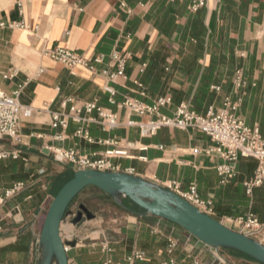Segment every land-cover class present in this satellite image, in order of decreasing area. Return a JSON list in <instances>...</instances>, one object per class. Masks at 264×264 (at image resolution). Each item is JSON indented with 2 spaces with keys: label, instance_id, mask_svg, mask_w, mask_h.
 <instances>
[{
  "label": "crops",
  "instance_id": "0c3cea01",
  "mask_svg": "<svg viewBox=\"0 0 264 264\" xmlns=\"http://www.w3.org/2000/svg\"><path fill=\"white\" fill-rule=\"evenodd\" d=\"M193 1L0 0V23L23 20L30 27H0V87L13 94L23 86L19 101L35 109L32 118L22 123L18 140L0 138V152L20 153L19 158L0 160V191L18 182L26 184L0 206V264H38L45 208L75 170L71 163L57 160L58 151L99 158L107 150L132 143L128 158L111 159L120 172L133 170V175L160 186L176 181L184 192L195 183L201 197L212 201L214 218L223 221L252 212L264 226V190L257 187L248 196L244 187L254 174L256 160L241 158L237 176L222 185L217 173L222 158L192 153L213 146L207 135L194 129L163 128L143 137L138 127L127 126L130 120L142 122L155 116L128 112L121 106L125 97L147 105L160 97L171 98L169 105L159 109L169 117L181 104L205 115L211 106L221 109L230 97L242 100L239 116L264 135V0H207L204 7L190 12ZM58 47L89 60L102 55L103 63L95 74L82 68L70 71L44 55L45 50ZM115 52L126 58V66L125 77L113 82L103 70H117L110 60ZM238 69L247 82L240 89L234 83ZM12 71L16 75L4 79ZM107 85L115 89L113 97L105 91ZM214 86L220 91H214ZM88 102L115 113L120 126L105 131L99 124H89L93 143L76 135L79 125L73 121L65 129L52 127V112L65 114L71 106ZM110 140L119 143L108 144ZM85 191L115 204L97 188ZM125 204L132 209L131 201ZM121 209L126 221L111 242L116 262L128 264L132 249L146 253L147 260L141 264L168 261L166 236H172L179 241L173 254L177 264H192L195 258L203 264H260L237 252L209 248L170 222ZM76 249L67 251L69 264H100L106 257L101 247L96 252Z\"/></svg>",
  "mask_w": 264,
  "mask_h": 264
},
{
  "label": "built area",
  "instance_id": "2783aa9c",
  "mask_svg": "<svg viewBox=\"0 0 264 264\" xmlns=\"http://www.w3.org/2000/svg\"><path fill=\"white\" fill-rule=\"evenodd\" d=\"M175 1V0H170ZM220 2L221 0H216ZM207 0H194L189 6L190 12H196L200 8L204 7ZM20 7L21 3L18 4ZM22 13V10H21ZM1 28H9L12 30H28L30 27L23 20L19 22H9L8 24L0 23ZM35 33L38 32V27L34 28ZM44 55L63 65L70 71L82 68L95 74L97 71V65L103 63V56H97L93 60L85 58L77 51H72L65 47H58L51 50H45ZM110 60L114 66H117L116 71H110L108 69L103 70V74L110 81H116L119 78L125 77L126 58L120 56L118 53H112ZM16 75V71L8 72L3 77L4 79L13 78ZM234 83L237 89L246 86L247 82L242 69H238L235 73ZM23 86H20L18 90L13 94H7L0 87V138H8L11 140H18L20 137L21 125L24 121L32 118L35 109L30 106L23 105L19 101ZM105 91L114 96L116 91L112 86H105ZM214 91H220V87L214 86ZM112 97L110 101L114 103ZM64 102L63 104H65ZM171 103V98L160 97L153 105H147L139 102L136 99L125 97L121 106L128 112L136 114L138 116H155L147 121L135 122L130 120L127 122V126H136L140 130V134L143 137L154 136L159 130L163 128H174L179 130L194 129L207 135L213 146L207 150L194 149L192 153L197 155L201 153L205 154H217L219 155L223 163L217 166V173L220 177V183L222 185L229 184L238 174V163L241 158L254 159L257 161V167L253 176L244 182L245 192L248 196H251L253 190L257 187L264 186V135L260 133L257 126H248L244 120L239 116L238 112L241 108V99L236 101L231 100L230 97H226L221 109L216 110L213 106L209 107L205 115L198 114L193 111L188 104H181L174 114L169 117L159 113L161 107H165ZM96 112V116L92 114ZM52 127L67 128L69 121H73L78 124V130L76 135L93 143V139L90 137L87 127L89 124H99L105 131H109L120 126L118 117L115 113L99 106L96 102H88L83 106L78 107L73 105L70 107L68 113L52 112ZM108 144H118L119 142L110 140ZM133 146L132 143L127 144L126 147L107 150L99 158H91L86 155H80L77 151L67 150L58 151L56 153L57 160L61 162H69L77 169H92L97 171H113L120 172L119 167L112 164V158H128V148ZM19 158V152L7 153L0 152V160L7 157ZM133 170H129L132 174ZM128 173V172H127ZM24 182H18L4 193L0 191V206L5 200L12 198L17 193L21 192L25 188ZM165 189H168L190 204L198 208L201 212L209 214L214 217L212 201L205 200L198 192L197 185L191 184L187 191H181L179 183L176 181H170L164 184ZM224 225H229L232 229L246 234L250 237L256 238L261 234L264 226L261 224L258 216L252 212L247 213L242 217L224 218L221 221ZM2 224L0 222V232L2 231ZM167 239V253L170 256L168 261L161 264H177L175 258H173L174 252L179 247V241L172 236H166ZM102 252L106 257L100 262V264H122L116 262L112 253L113 247L108 242L102 243ZM69 248L67 247V250ZM147 260V255L144 251L139 249H133L126 257L128 264H141ZM192 264H203L200 258H195Z\"/></svg>",
  "mask_w": 264,
  "mask_h": 264
},
{
  "label": "water",
  "instance_id": "95a60500",
  "mask_svg": "<svg viewBox=\"0 0 264 264\" xmlns=\"http://www.w3.org/2000/svg\"><path fill=\"white\" fill-rule=\"evenodd\" d=\"M74 169V165L71 164ZM97 188L112 198L115 204L141 217H155L175 224L190 236L215 250H229L264 264V243L224 225L218 219L201 212L178 194L127 172L74 170L53 198L38 237V264H69L67 247H76L75 241H65L62 224L70 216L72 202L87 188ZM130 200L142 211L125 205ZM95 215L85 206L72 219L74 226Z\"/></svg>",
  "mask_w": 264,
  "mask_h": 264
},
{
  "label": "rangeland",
  "instance_id": "374dc122",
  "mask_svg": "<svg viewBox=\"0 0 264 264\" xmlns=\"http://www.w3.org/2000/svg\"><path fill=\"white\" fill-rule=\"evenodd\" d=\"M56 193L57 191H55L54 197L57 195ZM52 200L45 208L44 219ZM82 204L86 205L96 218L90 221H83L84 223L81 222L74 226L71 220L75 217ZM131 208L137 210L136 207L134 208L131 206ZM69 212L71 215L66 217L62 224V237L65 241H75L77 244L76 247L78 248L76 250H78V252L85 250L96 252L99 247L102 249L101 245L104 242H108L111 245L113 236L116 234L115 231L126 221L123 219V215H125L124 210L118 208L111 199L106 196L93 197L90 191L81 193L70 205ZM42 224L40 226V231ZM233 229L237 230L235 228ZM255 239L264 241V235L259 234ZM68 248L70 249L71 247ZM73 254V251H70V255Z\"/></svg>",
  "mask_w": 264,
  "mask_h": 264
},
{
  "label": "trees",
  "instance_id": "16d2710c",
  "mask_svg": "<svg viewBox=\"0 0 264 264\" xmlns=\"http://www.w3.org/2000/svg\"><path fill=\"white\" fill-rule=\"evenodd\" d=\"M73 176H74V173L71 174L70 178H69L68 180H66V181L62 184V186H63L67 181H69L71 178H73ZM62 186H61V188H62ZM61 188H60V189H61ZM261 188H262V189H261ZM261 188H260L261 190H259V191L264 190V186H261ZM60 189H59V190H60ZM257 191H258V190H257ZM257 191H256V193H257ZM259 191H258V192H259ZM57 193H58V192H57ZM57 193H56V194H57ZM256 197H257V196H256ZM126 201H130V200H126ZM72 203H73V202H72ZM125 205H126V204H125ZM135 207H136L137 210L142 211V210L139 209L137 206H135ZM256 213H257V212H256Z\"/></svg>",
  "mask_w": 264,
  "mask_h": 264
},
{
  "label": "flooded vegetation",
  "instance_id": "af4514ba",
  "mask_svg": "<svg viewBox=\"0 0 264 264\" xmlns=\"http://www.w3.org/2000/svg\"><path fill=\"white\" fill-rule=\"evenodd\" d=\"M132 206L135 208V205L132 204ZM78 211H79V210H78ZM78 211H77V212H78ZM76 214H77V213H76ZM75 216H76V215H75ZM85 219H86V216H85V214H83V220H85Z\"/></svg>",
  "mask_w": 264,
  "mask_h": 264
}]
</instances>
